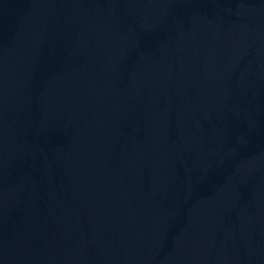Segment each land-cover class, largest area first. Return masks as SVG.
<instances>
[{"label":"water","instance_id":"95a60500","mask_svg":"<svg viewBox=\"0 0 264 264\" xmlns=\"http://www.w3.org/2000/svg\"><path fill=\"white\" fill-rule=\"evenodd\" d=\"M0 264H264V0H0Z\"/></svg>","mask_w":264,"mask_h":264}]
</instances>
